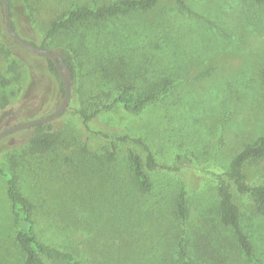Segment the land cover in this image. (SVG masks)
<instances>
[{
    "label": "rangeland",
    "instance_id": "1",
    "mask_svg": "<svg viewBox=\"0 0 264 264\" xmlns=\"http://www.w3.org/2000/svg\"><path fill=\"white\" fill-rule=\"evenodd\" d=\"M116 1L25 0L15 6L13 21L22 38L55 51L68 45L76 50L78 79L68 109L52 122L62 131L54 147L30 154V128L0 141V165L16 175L34 203L39 238L85 264H182L181 238L191 264H264V216L255 210L253 197L230 184L255 263L220 223L217 195L218 182L228 181L232 158L264 134V5L186 0L183 9L162 2L148 12L86 22L46 39L51 22L70 10ZM0 31L1 132L52 114L63 96L46 58L8 35L1 5ZM103 67L137 89L144 80L153 84L164 77L173 87L139 114L112 108L85 123L82 108L97 102L103 91L116 94L114 82L106 86ZM114 68L124 69L125 79ZM136 139L151 147L160 166L150 172L149 192L137 191L129 177L126 148L146 156ZM111 142L121 154L106 163L95 151L104 154ZM245 173L250 185L264 183V162ZM186 186L183 223L176 201ZM6 190L0 175V264H23Z\"/></svg>",
    "mask_w": 264,
    "mask_h": 264
},
{
    "label": "trees",
    "instance_id": "2",
    "mask_svg": "<svg viewBox=\"0 0 264 264\" xmlns=\"http://www.w3.org/2000/svg\"><path fill=\"white\" fill-rule=\"evenodd\" d=\"M24 1L25 0H8L12 20L16 4L18 2L23 3ZM250 1L258 5H264V0ZM162 2H171L183 9H188L186 0H117L116 2L104 4L96 8L81 6L70 10L62 17L52 21L47 31L46 39L54 38L62 32H70L77 25L86 22H101L125 16L133 12H148ZM0 5L2 7L1 2ZM13 24L16 29L17 27L14 21ZM33 44L38 46L35 43ZM39 47L49 49L45 44ZM75 51V48L71 45L57 51L61 53L72 72L73 85L78 79L76 62L72 54V52ZM46 60L49 71L59 80V89L61 95L64 97V85L58 71L50 59L46 58ZM10 68L13 72L16 71L15 66H10ZM112 71L116 75L120 74L121 77L125 79L124 69L114 68ZM103 72L104 79L107 80L106 86H110L112 82L115 83L114 87H111V89L116 90V94L111 91H103L95 97L97 102H93L89 106L82 108L79 113L85 123L93 120L103 110L112 108H121L130 114H139L148 106L157 103L162 96L173 87V81L164 77L155 81L153 84L144 80L146 84L137 89L130 81L115 80L112 76L107 74L106 67H103ZM262 77L264 79V71ZM4 81L8 82L7 80ZM104 96L106 99L103 98ZM30 129H32V131L27 137L26 142L29 152L32 155H43L49 152L59 140L62 133L61 130L54 127L53 123L40 124ZM136 141L143 146L146 156L144 157L134 148H126L124 155L129 166V177L137 191L149 192L153 188L150 172L157 170L160 166L151 147L144 142L143 139H136ZM103 153L104 154H102L100 150L95 151V155H103V157L106 158V163L115 162L121 154L120 148L116 142H111L109 148ZM183 160L181 156L178 157L179 163H182ZM263 162L264 134L260 135L253 143L249 144L232 158L226 172L228 181L221 179L217 186L220 223L232 230L242 254L248 261L253 263L256 262L254 246L248 233L241 224L240 210L234 201L230 184L232 183L235 186L238 193L250 194L253 197L255 210L257 213L264 216V183L250 185L245 173L247 167H258ZM0 175L7 184L6 196L10 203V213L16 230L15 243L23 256V264H45V257L63 264H85L73 252L47 244L39 238L37 231L39 222L36 216L34 203L27 198L20 189L15 174L0 165ZM115 176L116 174H114L112 178ZM109 181L115 183L114 179H109ZM188 192L189 187L186 186L176 201V213L183 223H185L188 218ZM179 254L182 264H191L184 238H181L179 241Z\"/></svg>",
    "mask_w": 264,
    "mask_h": 264
},
{
    "label": "water",
    "instance_id": "3",
    "mask_svg": "<svg viewBox=\"0 0 264 264\" xmlns=\"http://www.w3.org/2000/svg\"><path fill=\"white\" fill-rule=\"evenodd\" d=\"M0 2L3 8L5 29L8 35L16 43H18L21 47L25 48L29 52L35 55L50 59L54 63L58 71V74L63 82L64 90H65L61 105L52 114L45 116V117L28 120L21 124L12 126L10 128H7L1 131L0 132V141H1L3 138H5L8 135L14 134L19 131L26 130L28 128H31V127H34L40 124L52 123L54 120L61 117L62 114L68 109V106L71 100L72 88H73V76H72V72L69 66L67 65L65 59L63 58L60 52H57L53 49H45V48L36 46L30 41L25 40L18 34L13 24L10 5L8 3V0H0Z\"/></svg>",
    "mask_w": 264,
    "mask_h": 264
}]
</instances>
